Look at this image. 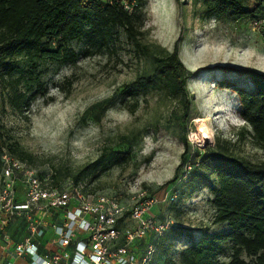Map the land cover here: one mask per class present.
<instances>
[{"label": "rangeland", "instance_id": "374dc122", "mask_svg": "<svg viewBox=\"0 0 264 264\" xmlns=\"http://www.w3.org/2000/svg\"><path fill=\"white\" fill-rule=\"evenodd\" d=\"M256 3L244 1L250 10ZM260 28L251 19L206 17L201 0H144L137 40L128 39L124 30L117 28L107 47L81 55L74 63L40 60L43 95L24 113L12 109L8 84L0 79V121L23 150L24 158L9 154L40 172H51L57 181H68L102 151L129 148L128 161L107 164L79 179L84 188L117 196L124 203L145 189L155 199L153 210L160 216L171 215L173 225L184 233L192 232L195 239L225 229L224 224L214 221V208L208 199L209 179L202 176L187 180L185 196L172 208L167 199L171 182H165L183 171L184 159L195 160L213 148L253 162L264 161V146L237 117L235 94L220 84L231 80L253 89L237 69L264 72V35ZM70 46L83 50L87 45L73 40ZM174 47L185 66L192 97L185 129L172 116L173 111L180 112L179 102L162 90L140 94L133 111L127 107L133 99L119 101L124 86L135 87L137 75L151 72L154 55L164 56ZM17 61L25 66L24 57L18 56ZM25 83L22 80L20 88ZM112 95L115 104L95 120L92 105ZM201 129L207 131V137H202ZM183 134L187 142L184 153ZM125 137L131 144L125 143ZM189 240L185 235L175 237L167 255L177 262ZM139 243L138 249L142 246ZM229 256L226 248L220 260L227 261ZM164 258L157 252L156 263L163 264Z\"/></svg>", "mask_w": 264, "mask_h": 264}, {"label": "trees", "instance_id": "16d2710c", "mask_svg": "<svg viewBox=\"0 0 264 264\" xmlns=\"http://www.w3.org/2000/svg\"><path fill=\"white\" fill-rule=\"evenodd\" d=\"M244 1L201 0L206 17L227 15L234 21L264 18V0H256L252 10ZM143 4L144 0H0V79L8 84L12 109L24 113L43 95L40 60L74 63L81 55L107 47L117 28H122L128 39L137 40ZM261 30L264 35V29ZM73 40H82L87 46L75 50L70 46ZM18 56L25 58V66L18 64ZM184 71L175 47L164 56L154 55L151 72L137 75L135 87L124 86L119 101L133 99L127 106L133 111L140 94L162 90L179 102L180 112L173 111L172 116L185 129L192 97ZM15 73L17 77H13ZM237 73L246 75L253 89L247 90L231 80H223L220 84L235 94L239 105L237 117L251 128L256 141L264 146V72L243 68L237 69ZM22 80L26 83L20 88ZM114 104L113 95L95 103L91 107L93 118L99 120ZM125 140L127 145L131 144L128 137ZM182 140L184 153L185 134ZM3 152L24 158L23 150L0 121V155ZM129 157V148L102 151L93 161L81 166L72 179L77 182L86 174L99 171L107 164L124 163ZM183 166V171L165 182H171L168 192L176 194L169 202L170 208L178 198L185 196L187 180L205 176L209 179L208 199L214 208V221L224 224L225 229L206 232L195 239L192 232L184 233L171 225L157 239V250L150 264H157L155 256L159 251L165 256L163 264H264V161L253 162L213 148L195 160L184 159ZM203 169L209 172L203 173ZM210 174L214 178L210 179ZM182 235L190 240L181 249L176 262L167 252L175 237ZM226 248L230 256L222 261L220 256Z\"/></svg>", "mask_w": 264, "mask_h": 264}, {"label": "built area", "instance_id": "2783aa9c", "mask_svg": "<svg viewBox=\"0 0 264 264\" xmlns=\"http://www.w3.org/2000/svg\"><path fill=\"white\" fill-rule=\"evenodd\" d=\"M251 21L264 29V18ZM154 202L145 189L127 203L87 191L80 180L57 181L3 152L0 264H150L157 239L173 225L168 213L158 217Z\"/></svg>", "mask_w": 264, "mask_h": 264}, {"label": "bare ground", "instance_id": "6f19581e", "mask_svg": "<svg viewBox=\"0 0 264 264\" xmlns=\"http://www.w3.org/2000/svg\"><path fill=\"white\" fill-rule=\"evenodd\" d=\"M202 137H207V131L205 129H201Z\"/></svg>", "mask_w": 264, "mask_h": 264}]
</instances>
